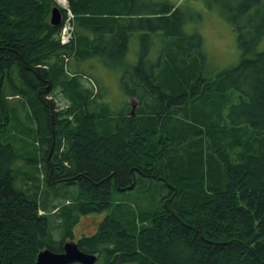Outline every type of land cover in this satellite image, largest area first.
Masks as SVG:
<instances>
[{"label":"trees","instance_id":"obj_1","mask_svg":"<svg viewBox=\"0 0 264 264\" xmlns=\"http://www.w3.org/2000/svg\"><path fill=\"white\" fill-rule=\"evenodd\" d=\"M190 1L232 26L233 65L209 70L203 37L167 2L67 0L61 45L53 0H0V264L61 252L79 216L103 212L77 240L102 264H264V0ZM106 72L118 108L102 99ZM24 121L37 135L27 158L10 135ZM129 192L155 208L109 214Z\"/></svg>","mask_w":264,"mask_h":264},{"label":"rangeland","instance_id":"obj_2","mask_svg":"<svg viewBox=\"0 0 264 264\" xmlns=\"http://www.w3.org/2000/svg\"><path fill=\"white\" fill-rule=\"evenodd\" d=\"M154 2H167L179 6L183 12L187 15V20L182 26V30L186 35H191L193 33H198L204 39V47L209 57V70L221 69L227 66L233 65L238 59V51L236 46V32L232 26L222 18L212 9L207 8L205 5L201 6V3H194L190 1V5H185L187 0H152ZM58 4V3H57ZM59 5V4H58ZM185 15V17H186ZM198 17H195V16ZM191 17V18H189ZM196 20V21H195ZM156 39V36L150 35V39ZM164 39H169V36H163ZM156 45V43L154 44ZM104 77L107 80V93H103V101L105 97L109 98V102L115 108H118L120 104L124 101L122 93L119 89V83L116 77L111 72L104 73ZM88 79V78H87ZM86 81V80H85ZM91 81L88 84L91 85ZM86 84V83H85ZM53 100L56 107H65L69 105L68 99L56 91L53 95ZM12 98L10 101H15ZM131 100V99H130ZM137 102V100L135 101ZM130 107L131 102L129 101ZM218 106V105H217ZM136 105L134 106L135 109ZM23 126L19 128H12L10 135L13 141V147L17 150L18 156L21 158L31 157L37 152V135L35 128L31 123L26 121L23 122ZM20 167L24 165L23 160H18L17 162ZM31 167L27 170L31 171ZM17 185L20 186V182L16 181ZM164 192H158L157 196L164 194ZM114 200H118L124 209L116 211V209H111L108 211L109 214H114L119 217L124 218L126 216V211L135 210L136 213L143 212L147 209H154V205L147 200L144 194H137L135 192H129L127 194L119 193L114 194ZM104 214L106 212H103ZM104 214H93V215H83L79 216L73 225L72 240L75 241L82 235H91L97 231L99 223L102 221ZM125 219V218H124ZM113 225L112 220L110 222ZM56 240L59 239L60 235L57 230L54 231ZM127 235V234H126ZM148 253H146L147 255ZM142 255L147 261H150L149 255ZM143 258V259H144ZM97 264H101L99 261Z\"/></svg>","mask_w":264,"mask_h":264},{"label":"water","instance_id":"obj_3","mask_svg":"<svg viewBox=\"0 0 264 264\" xmlns=\"http://www.w3.org/2000/svg\"><path fill=\"white\" fill-rule=\"evenodd\" d=\"M50 23L51 25L60 23V11L56 7L51 10ZM96 259V255L83 252L77 243L70 241L63 245L61 252L42 250L37 254L35 264H94Z\"/></svg>","mask_w":264,"mask_h":264},{"label":"bare ground","instance_id":"obj_4","mask_svg":"<svg viewBox=\"0 0 264 264\" xmlns=\"http://www.w3.org/2000/svg\"><path fill=\"white\" fill-rule=\"evenodd\" d=\"M60 1H62V0H60ZM50 251H51V250H50ZM100 254L102 255V252H101ZM100 254H99V255H100ZM114 259H115V257H113V256H112V257H109V260H114Z\"/></svg>","mask_w":264,"mask_h":264}]
</instances>
